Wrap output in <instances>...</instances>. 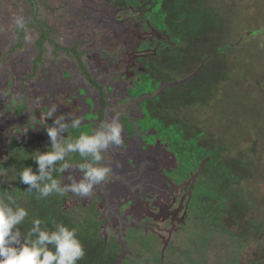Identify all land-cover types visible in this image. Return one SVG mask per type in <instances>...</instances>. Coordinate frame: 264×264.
Instances as JSON below:
<instances>
[{
	"label": "rangeland",
	"instance_id": "374dc122",
	"mask_svg": "<svg viewBox=\"0 0 264 264\" xmlns=\"http://www.w3.org/2000/svg\"><path fill=\"white\" fill-rule=\"evenodd\" d=\"M34 1L0 0V162L118 118L106 181L63 196L79 231L116 264H264V0Z\"/></svg>",
	"mask_w": 264,
	"mask_h": 264
},
{
	"label": "clouds",
	"instance_id": "9594fccd",
	"mask_svg": "<svg viewBox=\"0 0 264 264\" xmlns=\"http://www.w3.org/2000/svg\"><path fill=\"white\" fill-rule=\"evenodd\" d=\"M56 112L57 106L53 105L47 117L51 119ZM52 121V125L45 128L50 150L30 154L36 170L24 165L17 172L19 183L28 185L27 192L34 190L37 199L53 194L63 197L68 193L88 197L112 171L105 163V154L110 147L123 143L122 124L118 118L105 120L91 134L81 132L73 138L65 133L69 128L79 129L82 118L69 113L56 116ZM72 153H78L83 162L73 166L67 159ZM74 167L82 174L80 179L71 175ZM66 172L69 174L63 179L54 178V173ZM28 217V210L18 204L8 190L0 192V264H78L83 259L85 252L75 228L62 222H53L52 229L42 228L44 222L34 218L31 227L22 232L19 226Z\"/></svg>",
	"mask_w": 264,
	"mask_h": 264
},
{
	"label": "trees",
	"instance_id": "16d2710c",
	"mask_svg": "<svg viewBox=\"0 0 264 264\" xmlns=\"http://www.w3.org/2000/svg\"><path fill=\"white\" fill-rule=\"evenodd\" d=\"M46 34V32H41V36L38 41L39 46H41V43L47 39ZM50 43L54 45L52 41H50ZM54 47L56 51H62L66 54H71L78 59V64L82 70V73L88 82L98 90L102 99V106H105L106 104L103 100L104 93L102 88L87 73L83 63L79 59L80 54L77 52L76 48H66L59 46ZM100 116V118H102V114ZM31 153H33V151L24 153L23 155L12 154L0 162V168L3 167L5 170H12L11 177L8 178L6 176V180H0V192L8 190L14 196L17 203L25 207L29 212V217L25 219L21 226H19L21 231L26 232L31 227V220L34 218H39L44 222L41 225L42 228L47 227L52 229L53 222H62L69 228L76 229L77 238L80 240L83 246L85 255L83 259L78 261V264H116V255L104 252V245L100 239L90 235L85 231H79L75 219L69 215L62 206L63 197L53 194L46 199H37V193L34 190L32 192L25 191L28 185L19 183L17 172L22 170L24 165H31L33 170H36V165L34 161L31 160ZM54 178L61 179V174L54 173Z\"/></svg>",
	"mask_w": 264,
	"mask_h": 264
},
{
	"label": "flooded vegetation",
	"instance_id": "af4514ba",
	"mask_svg": "<svg viewBox=\"0 0 264 264\" xmlns=\"http://www.w3.org/2000/svg\"><path fill=\"white\" fill-rule=\"evenodd\" d=\"M29 1L32 2V4L35 6V4H34L35 1H34V0H29ZM32 15H33V21H34L33 26H34V27L36 28V30L38 31V33H39V38H40V36H41V32H46V33H47V34H46L47 39L44 40V41L41 43V46H39L40 49H42V45H43L45 42H48L49 44H51L50 41H52V42L54 43V45L51 44L52 46H58V45L54 42V40L49 36V33H48L47 31L44 30V28H42L40 25H36V22H35L36 10H35V9H34ZM38 41H39V40H38ZM59 47H60V46H59ZM66 48H72V47H66ZM54 49H55V47H54ZM55 51H56V50H55ZM57 52H58V51H57ZM60 52H62V51H60Z\"/></svg>",
	"mask_w": 264,
	"mask_h": 264
}]
</instances>
